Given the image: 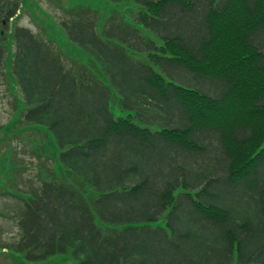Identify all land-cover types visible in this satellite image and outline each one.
Here are the masks:
<instances>
[{"label":"trees","instance_id":"trees-1","mask_svg":"<svg viewBox=\"0 0 264 264\" xmlns=\"http://www.w3.org/2000/svg\"><path fill=\"white\" fill-rule=\"evenodd\" d=\"M132 1L133 21L66 11L85 63L16 23L24 0H0V71L11 42L21 120L60 171L5 189L22 207L3 248L31 262L264 264V0Z\"/></svg>","mask_w":264,"mask_h":264},{"label":"rangeland","instance_id":"rangeland-1","mask_svg":"<svg viewBox=\"0 0 264 264\" xmlns=\"http://www.w3.org/2000/svg\"><path fill=\"white\" fill-rule=\"evenodd\" d=\"M82 7L96 9L101 23L106 22L111 14L133 21L137 10L132 0L119 3L111 0H24V7L16 23L54 39L69 60L72 57L87 63L88 55L69 42L66 32L60 26L62 20L69 19L66 12L68 9ZM14 52L15 46L10 42L7 44L5 67L0 71V264H77L73 257L63 254L51 256L43 262H31L10 248H3L5 243H12L19 237L20 230L14 215L22 207L21 199L6 193L5 189L19 187V190L26 191L33 186L39 187L47 171L49 175L52 171L60 173L55 164V150L51 151L53 145L47 147L50 139L38 126L21 120L28 106L12 74ZM12 167H21L18 168L16 179L9 178ZM68 177L71 175L68 174ZM14 181L18 184H14Z\"/></svg>","mask_w":264,"mask_h":264}]
</instances>
